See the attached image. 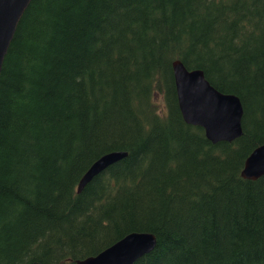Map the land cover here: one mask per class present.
I'll return each instance as SVG.
<instances>
[{
  "label": "trees",
  "instance_id": "16d2710c",
  "mask_svg": "<svg viewBox=\"0 0 264 264\" xmlns=\"http://www.w3.org/2000/svg\"><path fill=\"white\" fill-rule=\"evenodd\" d=\"M174 59L240 98V137L184 122ZM263 142L264 0H31L0 72V264H74L132 231L156 236L132 264H264V175L241 176Z\"/></svg>",
  "mask_w": 264,
  "mask_h": 264
},
{
  "label": "water",
  "instance_id": "95a60500",
  "mask_svg": "<svg viewBox=\"0 0 264 264\" xmlns=\"http://www.w3.org/2000/svg\"><path fill=\"white\" fill-rule=\"evenodd\" d=\"M31 0H0V72L4 57L14 37L18 22ZM177 105L184 122L199 126L213 142L233 141L242 135L243 107L239 97L215 88L204 71H187L179 59L171 62ZM127 155L112 150L98 156L77 183V193L109 165ZM264 175V142L254 148L244 161L241 176L256 179ZM156 245V236L148 231H132L95 255L77 258L74 264H132L142 253Z\"/></svg>",
  "mask_w": 264,
  "mask_h": 264
},
{
  "label": "rangeland",
  "instance_id": "374dc122",
  "mask_svg": "<svg viewBox=\"0 0 264 264\" xmlns=\"http://www.w3.org/2000/svg\"><path fill=\"white\" fill-rule=\"evenodd\" d=\"M155 102L157 104V107L160 109V108H163L164 107V102H163V99L160 95H157L156 98H155Z\"/></svg>",
  "mask_w": 264,
  "mask_h": 264
},
{
  "label": "bare ground",
  "instance_id": "6f19581e",
  "mask_svg": "<svg viewBox=\"0 0 264 264\" xmlns=\"http://www.w3.org/2000/svg\"><path fill=\"white\" fill-rule=\"evenodd\" d=\"M174 60H176V59H174ZM185 67V66H184ZM185 69L187 70V71H192V70H188L186 67H185ZM173 76H174V74H173ZM240 99V98H239ZM243 107V106H242ZM241 124H242V121H241ZM262 144V143H261ZM260 145V144H259ZM257 147V146H256ZM255 147V148H256ZM251 153V152H250ZM247 158V157H246ZM259 178V177H258ZM247 179V178H246ZM257 179V178H256ZM249 180H255V179H249ZM148 253V252H147ZM144 254H146V252L145 253H142L140 256H138L135 260H137L138 258H140V257H142ZM134 260V261H135ZM133 261V262H134Z\"/></svg>",
  "mask_w": 264,
  "mask_h": 264
}]
</instances>
